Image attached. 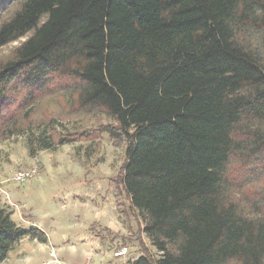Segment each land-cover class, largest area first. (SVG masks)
I'll return each mask as SVG.
<instances>
[{"label":"trees","instance_id":"trees-1","mask_svg":"<svg viewBox=\"0 0 264 264\" xmlns=\"http://www.w3.org/2000/svg\"><path fill=\"white\" fill-rule=\"evenodd\" d=\"M20 39L0 60V141L124 140L116 210L159 253L125 264H264V0H0V48ZM57 93L111 122L35 120ZM12 213L0 197V263L47 241Z\"/></svg>","mask_w":264,"mask_h":264},{"label":"rangeland","instance_id":"rangeland-1","mask_svg":"<svg viewBox=\"0 0 264 264\" xmlns=\"http://www.w3.org/2000/svg\"><path fill=\"white\" fill-rule=\"evenodd\" d=\"M255 37L258 45L260 37ZM22 40L1 47L0 60L9 56ZM65 98L66 95L61 93L43 98L33 118L54 117L68 130L88 129L98 122H111L101 112H81L74 105H68ZM125 149L124 140L114 141L103 134L96 141L75 142L31 153L26 136L14 135L0 141V197L5 203L8 192L11 198L24 199L26 206L34 207L35 212L48 209L59 214L58 211L63 209L76 211L78 208H74V204L83 206L77 212L86 218V229L91 228L93 236L98 234L103 238V244L98 248L102 257H92L86 261L88 264L120 261L125 264L142 253L157 256L159 253L142 234L137 212L129 208L125 217L119 216L116 210V177L125 160ZM21 169H35L37 176L16 182L12 177ZM119 201L128 206L124 195ZM116 257L122 260L117 261Z\"/></svg>","mask_w":264,"mask_h":264},{"label":"crops","instance_id":"crops-1","mask_svg":"<svg viewBox=\"0 0 264 264\" xmlns=\"http://www.w3.org/2000/svg\"><path fill=\"white\" fill-rule=\"evenodd\" d=\"M11 197L7 192L4 200L13 211V221L25 230L30 227L40 228L45 232L47 241L42 243L23 237L0 264H88L86 261L92 257H102L98 248L103 243L100 237L93 236L91 228L86 229V218L83 213L77 212L79 208H84L80 204L73 205L78 208L73 212L65 209L58 211L59 214L48 209L35 212L34 207L26 206L24 199ZM116 258L117 261L122 260ZM120 262L116 264H122Z\"/></svg>","mask_w":264,"mask_h":264},{"label":"built area","instance_id":"built-area-1","mask_svg":"<svg viewBox=\"0 0 264 264\" xmlns=\"http://www.w3.org/2000/svg\"><path fill=\"white\" fill-rule=\"evenodd\" d=\"M37 176V171L35 169H21L16 171L12 179L16 182H25Z\"/></svg>","mask_w":264,"mask_h":264}]
</instances>
